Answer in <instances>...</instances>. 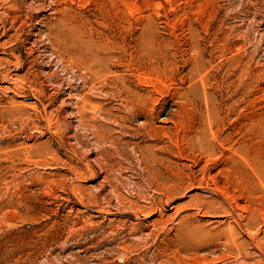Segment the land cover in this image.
I'll return each mask as SVG.
<instances>
[{"label":"rangeland","instance_id":"374dc122","mask_svg":"<svg viewBox=\"0 0 264 264\" xmlns=\"http://www.w3.org/2000/svg\"><path fill=\"white\" fill-rule=\"evenodd\" d=\"M0 264H264V0H0Z\"/></svg>","mask_w":264,"mask_h":264},{"label":"bare ground","instance_id":"6f19581e","mask_svg":"<svg viewBox=\"0 0 264 264\" xmlns=\"http://www.w3.org/2000/svg\"><path fill=\"white\" fill-rule=\"evenodd\" d=\"M136 147V146H135ZM138 147V146H137ZM145 165V164H144ZM146 170H148V169H146ZM146 170H144V171H146ZM147 173V172H146ZM148 174V173H147ZM144 175H145V173H144ZM147 177H148V175H147ZM146 178V177H145ZM147 187H149V186H147Z\"/></svg>","mask_w":264,"mask_h":264}]
</instances>
